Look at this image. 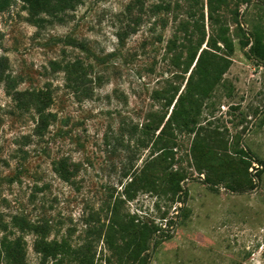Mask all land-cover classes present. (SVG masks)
Returning a JSON list of instances; mask_svg holds the SVG:
<instances>
[{"label": "rangeland", "instance_id": "374dc122", "mask_svg": "<svg viewBox=\"0 0 264 264\" xmlns=\"http://www.w3.org/2000/svg\"><path fill=\"white\" fill-rule=\"evenodd\" d=\"M10 1L0 240L24 264H264V0Z\"/></svg>", "mask_w": 264, "mask_h": 264}, {"label": "trees", "instance_id": "16d2710c", "mask_svg": "<svg viewBox=\"0 0 264 264\" xmlns=\"http://www.w3.org/2000/svg\"><path fill=\"white\" fill-rule=\"evenodd\" d=\"M11 5L12 3L10 0H0V12L9 9ZM38 113L39 117L38 122L34 127V134L40 138H43L46 135V129L51 114L45 113L43 110L38 111ZM115 205L116 204H114V206ZM14 240L15 241L13 243L6 237H2V240H0V264L4 261H6V264H24L23 258L21 256L20 238H15ZM12 246H14L15 248ZM11 253H13L12 256H10ZM7 260H9L10 262H7Z\"/></svg>", "mask_w": 264, "mask_h": 264}]
</instances>
